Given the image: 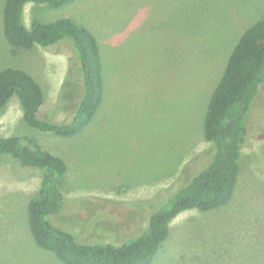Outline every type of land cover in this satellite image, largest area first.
I'll use <instances>...</instances> for the list:
<instances>
[{"label":"rangeland","instance_id":"obj_1","mask_svg":"<svg viewBox=\"0 0 264 264\" xmlns=\"http://www.w3.org/2000/svg\"><path fill=\"white\" fill-rule=\"evenodd\" d=\"M5 1L0 70L27 69L45 89L41 115L70 120L83 92L71 46L37 44L14 53L4 33ZM24 17L27 26L35 18L70 17L89 27L106 92L72 137L29 126L13 97L0 114V135H29L66 160L67 205L50 216L53 223L117 242L145 226L158 201L209 160L203 120L210 96L240 36L264 18V0H75L60 8L28 2ZM248 119L234 198L214 210L179 213L153 264H264V135L255 134L264 133V83ZM39 186L34 169L0 158V264H64L36 245L29 228L28 204Z\"/></svg>","mask_w":264,"mask_h":264},{"label":"trees","instance_id":"obj_2","mask_svg":"<svg viewBox=\"0 0 264 264\" xmlns=\"http://www.w3.org/2000/svg\"><path fill=\"white\" fill-rule=\"evenodd\" d=\"M74 1L6 0L3 8L4 33L14 53L37 44L48 47L67 41L72 60L81 71L83 92L72 118L54 121L41 115L45 89L35 76L22 67H6L0 70V114L17 97L29 126L63 137L83 131L103 102L106 83L99 42L89 27L70 17L52 21L35 18L27 26L24 10L28 2L60 8ZM263 83L264 18L240 36L210 96L203 120L204 137L212 145L209 160L186 184L158 201L145 226L124 234L119 242L93 237L89 232L79 237L53 223L50 216L67 205L62 191L68 173L66 160L29 135H0V158L9 159L15 168H32L40 176L39 191L28 204L29 228L36 245L53 252L64 264H153L179 213L192 208L214 210L234 198L242 173V149L249 139L248 116Z\"/></svg>","mask_w":264,"mask_h":264}]
</instances>
